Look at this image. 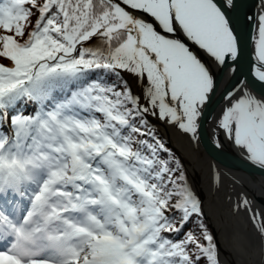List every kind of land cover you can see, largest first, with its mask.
Wrapping results in <instances>:
<instances>
[{"label": "snow or ice", "instance_id": "snow-or-ice-1", "mask_svg": "<svg viewBox=\"0 0 264 264\" xmlns=\"http://www.w3.org/2000/svg\"><path fill=\"white\" fill-rule=\"evenodd\" d=\"M257 8L0 0V264H220L201 200L152 120L199 140L213 66L240 73L217 127L264 170V96L249 88V77L264 84V0ZM234 210L264 236L243 193Z\"/></svg>", "mask_w": 264, "mask_h": 264}, {"label": "bare ground", "instance_id": "bare-ground-1", "mask_svg": "<svg viewBox=\"0 0 264 264\" xmlns=\"http://www.w3.org/2000/svg\"><path fill=\"white\" fill-rule=\"evenodd\" d=\"M224 72L218 91L225 86L228 80L226 73L228 71L224 70ZM133 80L136 86L135 91L139 94L141 89L136 79ZM249 88L253 94L259 96L252 86L249 85ZM214 99L218 101V98L214 97ZM217 104L215 112L210 116L206 114L204 121L202 119L199 140L191 139L175 125L170 126L159 120L154 121L159 124V129L172 140L173 145L177 147L182 156H185L194 189L204 201L203 209L206 219L210 221L214 231L217 232L218 247L225 262L227 264H264V236H261L254 227L247 211L234 210V205L238 202L240 194L243 193L252 201V208L259 209L260 213L264 215V207L256 198L257 195L264 192V178L251 179L249 175L243 173L241 168L218 164L219 162L213 160L207 153L203 144V136L208 134L215 146L217 134H219V143L222 145L223 153L233 157V162L229 158L227 160L232 162L231 165L237 161L239 147H234V143L226 139L223 132L217 127V121L225 107V101H218ZM241 152L247 155L243 149ZM247 180L253 181L258 187L252 185L254 186L253 190L247 186Z\"/></svg>", "mask_w": 264, "mask_h": 264}, {"label": "water", "instance_id": "water-1", "mask_svg": "<svg viewBox=\"0 0 264 264\" xmlns=\"http://www.w3.org/2000/svg\"><path fill=\"white\" fill-rule=\"evenodd\" d=\"M244 4H245V10L248 12L249 15H253L254 13L257 12V8H256L257 7V0H244ZM249 51H251V49H249ZM215 67L216 66L214 65L213 71L216 74L218 85H219L221 80H222V78L224 77V73L225 72H224V70L219 69V68L214 69ZM240 72L244 73V74H247V72H248L247 57H246L245 62L241 66ZM226 73H227V76H228V80H227L225 86L221 90L218 91L219 87L217 88L216 94L212 97L211 102L205 106L206 111H205L204 115L201 118V119H203V121L205 119V115L206 114H207V116H210L212 113L215 112L214 109L218 105L217 104L218 101H223L224 102V100L221 98L223 93L226 92L227 90L231 89L237 83V80L242 78L240 73H237L235 76L231 75L229 72H226ZM249 81H250L249 85L252 86L257 91V93H259V96H264V84H261L258 81L252 80L251 77H249ZM214 97L218 98V101L217 100L215 101ZM211 103H213L212 106H210ZM153 121L154 120H152V123H153ZM154 123H155V121H154ZM155 124H157L159 126L158 123H155ZM164 136L166 137L168 143L171 146L174 147L176 152L183 159L185 167L187 168L189 183H190L193 191L196 193V195L201 200L202 210H203V213H204V216H205V219H206L205 210L203 209L204 201H203L202 198H200L199 194L197 193V190L194 189L193 179L190 177L189 169L187 167V162L185 160V156H182V154H180V152L176 148V146L173 145V143H171L172 140H170V138H168L166 135H164ZM203 142H204L203 144L206 147L207 153H209V155L211 156V158L213 160H215L216 162L218 161L219 162L218 164L221 163L222 165H225L227 167L228 166L229 167L233 166V167H236V168H241L242 171H244L243 173L249 175L251 179H254L256 177H258L260 179L264 178V170H262L259 167H256L253 164H251L246 159V155H244V153L241 152L240 148H239L238 153H237L238 154L237 161L235 163H233L234 165H231L230 163L233 162V157L231 155H226V154L223 153V151H222L223 148H222V145L220 143H219V145H220L219 148L220 149H218L216 147L217 145L215 144V146H214V144L211 142L210 137L208 136V134H205L203 136ZM234 147H235V145H234ZM228 158L231 159L232 162L228 161L227 160ZM246 182H247V186H250V188H252L254 190V186H256L255 183H253V181H249V180H247ZM252 185H254V186H252ZM256 187H258V186H256ZM256 198H257L258 202L262 205V207H264V192L261 195L260 194L257 195ZM206 221H208V220L206 219ZM209 224H210V227L212 229V232H214V234H215V241H216V244H217V247H218V235H217V232L214 231V228L212 227L210 221H209ZM218 249H219V247H218ZM219 260H220V264H227L225 262V260L223 259L222 254H220V250H219Z\"/></svg>", "mask_w": 264, "mask_h": 264}, {"label": "trees", "instance_id": "trees-1", "mask_svg": "<svg viewBox=\"0 0 264 264\" xmlns=\"http://www.w3.org/2000/svg\"><path fill=\"white\" fill-rule=\"evenodd\" d=\"M33 19H35V18H33ZM128 82H129V81H128ZM129 85H130V84H129ZM155 128H156V126H155ZM156 130H157V128H156ZM157 134H158V136H159V137H160V138L166 143L167 147L170 148V149L172 150L173 153H175V156L179 158V161H180V163H182V165H183V168H184V171H185V173H186V175H187V180H188V183H189L188 172H187V168H186L185 165H184L183 159L181 158V156H179V154L176 152V150L174 149V147L171 146V145H169V143L167 142V139L163 136V134L159 133L158 130H157ZM204 223L207 225L209 231H210V232L213 234V236H214V233L212 232V230H211V228H210V225H209V223L205 220V218H204ZM188 227H193V226H192V225H189ZM214 239H215V237H214Z\"/></svg>", "mask_w": 264, "mask_h": 264}, {"label": "rangeland", "instance_id": "rangeland-1", "mask_svg": "<svg viewBox=\"0 0 264 264\" xmlns=\"http://www.w3.org/2000/svg\"><path fill=\"white\" fill-rule=\"evenodd\" d=\"M125 77H126V79L129 81V84H130V86H131V88L133 89V91L135 92V93H137V91H135V85H134V78L132 77V76H129V75H127V74H125ZM156 123V122H155ZM154 123V121H153V124L156 126V128H157V130H158V132H161L162 134H164L163 133V131L161 130V129H159V126L157 125V124H155ZM161 128V127H160ZM165 135V134H164ZM172 143V142H171ZM177 148V147H176ZM180 154H181V152H180ZM185 165V164H184ZM192 182V181H191ZM208 223H209V221H207ZM210 225V224H209ZM219 240V239H218Z\"/></svg>", "mask_w": 264, "mask_h": 264}]
</instances>
